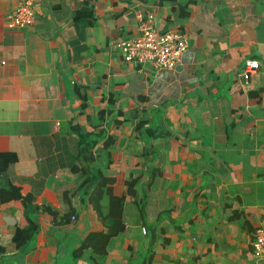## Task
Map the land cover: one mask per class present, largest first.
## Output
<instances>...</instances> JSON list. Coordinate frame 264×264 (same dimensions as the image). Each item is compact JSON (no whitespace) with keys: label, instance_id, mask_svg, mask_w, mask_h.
<instances>
[{"label":"crops","instance_id":"0c3cea01","mask_svg":"<svg viewBox=\"0 0 264 264\" xmlns=\"http://www.w3.org/2000/svg\"><path fill=\"white\" fill-rule=\"evenodd\" d=\"M21 1L0 0V264H264V0H31L8 28ZM137 11L184 37L174 68L122 58Z\"/></svg>","mask_w":264,"mask_h":264},{"label":"built area","instance_id":"2783aa9c","mask_svg":"<svg viewBox=\"0 0 264 264\" xmlns=\"http://www.w3.org/2000/svg\"><path fill=\"white\" fill-rule=\"evenodd\" d=\"M34 16L32 1L23 0L7 14L6 25L8 28L25 27L33 22ZM136 16L140 32L116 42L122 58L134 64L149 62L156 68H174L188 46L184 37L175 30H159L154 24L152 13L144 15L137 11ZM258 66L257 59H245L242 76L247 79ZM142 230L145 232L146 228L142 227ZM252 249L256 257L264 258V215L255 227Z\"/></svg>","mask_w":264,"mask_h":264},{"label":"trees","instance_id":"16d2710c","mask_svg":"<svg viewBox=\"0 0 264 264\" xmlns=\"http://www.w3.org/2000/svg\"><path fill=\"white\" fill-rule=\"evenodd\" d=\"M12 196H16V193L13 192ZM121 201H122V199H119V202H120L119 205H121ZM111 227H112L111 230H109L105 234L106 238L109 237L110 234H113L114 232H116L117 227L116 228H113V226H111ZM33 228H34V226L32 227L30 225H27L25 227H16L15 233L13 235V241H14V244L16 247L23 244L25 241H27L31 237V235L33 233Z\"/></svg>","mask_w":264,"mask_h":264}]
</instances>
